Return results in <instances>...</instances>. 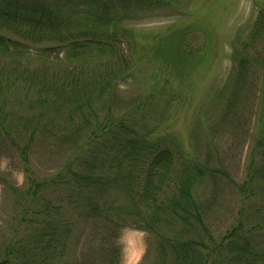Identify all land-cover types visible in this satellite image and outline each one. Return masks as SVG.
<instances>
[{"label":"trees","instance_id":"obj_1","mask_svg":"<svg viewBox=\"0 0 264 264\" xmlns=\"http://www.w3.org/2000/svg\"><path fill=\"white\" fill-rule=\"evenodd\" d=\"M255 3L254 21L230 42L226 83L202 103L184 143L154 107L184 105L210 43L192 45L190 24L129 26L180 0H0V140L18 150L27 175L25 188L12 189L0 264H121L126 228L159 239L154 264H264V0ZM145 64L164 83L125 95ZM24 106L22 130L32 128L20 147L10 125ZM228 132L247 146L240 181L218 144ZM43 136L62 160L38 180L31 150ZM230 190L238 208L216 235L219 195Z\"/></svg>","mask_w":264,"mask_h":264},{"label":"rangeland","instance_id":"obj_2","mask_svg":"<svg viewBox=\"0 0 264 264\" xmlns=\"http://www.w3.org/2000/svg\"><path fill=\"white\" fill-rule=\"evenodd\" d=\"M257 0H180L179 8H170L165 11H157L155 15H147L138 23L129 25L142 31H159L168 25L185 26L190 24L194 26L188 34V39L195 37V47L197 45L209 44V52L206 53V59L194 75L192 76V88L186 94L184 105L171 108L161 104L160 109L154 107L155 118H164L167 125H171V130L182 142L187 143L189 139V130L194 122L195 116L202 105L207 100L213 89L223 86L226 83L227 76L231 67V40L239 30H248L255 19L258 11ZM149 46V45H148ZM144 48H140L141 52ZM151 64H145L139 77H134L122 87L125 95L143 96L148 89L156 83L158 79L159 87L164 83V77H151L154 73ZM173 87L168 86L165 92L174 94L178 91V80ZM231 84V83H230ZM178 85V86H177ZM233 92L232 85L226 90V94ZM183 104V103H182ZM14 119L10 125L12 138L16 145L22 147L31 133L32 126L27 124V130L22 127L31 116L28 107L15 110ZM170 115V116H169ZM213 119L205 124L211 125L216 122L217 117L213 113ZM215 120V121H214ZM214 121V122H213ZM205 132L204 128L201 133ZM201 137V136H200ZM45 137H40L31 150L32 171L36 179L49 177L58 171L62 157L58 154V149L50 146V141H44ZM53 140V138H52ZM221 154H229L228 164L235 163L231 171H234L235 179L239 181L244 175L245 160L247 156V146L234 145V135L228 132V135H222L218 141ZM205 153V150H202ZM235 156V157H234ZM234 159V160H233ZM27 184V175L24 170L20 154L17 149L11 145L8 138L0 140V239L5 234H9V218L13 215L15 197L12 189H23ZM219 205L226 208L221 211L220 222L215 223L214 230L216 235L225 234L233 220V213L237 210L236 202L239 198L230 193L219 195ZM228 227V228H227ZM4 233V234H3ZM119 245L122 251L121 264H154L159 263V239L151 237L149 233L126 228L122 230Z\"/></svg>","mask_w":264,"mask_h":264}]
</instances>
